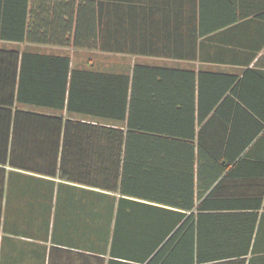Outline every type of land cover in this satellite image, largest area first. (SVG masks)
Returning <instances> with one entry per match:
<instances>
[{
    "label": "crops",
    "instance_id": "0c3cea01",
    "mask_svg": "<svg viewBox=\"0 0 264 264\" xmlns=\"http://www.w3.org/2000/svg\"><path fill=\"white\" fill-rule=\"evenodd\" d=\"M8 1L6 30L19 16L12 4L18 0ZM81 1L84 32L98 31L99 14L112 47L156 50L136 56L100 53V62L89 66L141 64L193 72L184 77L182 107L189 124L183 126L194 129L195 144L201 130L200 143L221 146L217 159H230L229 168L219 176L203 170L198 176L195 164L192 181L190 173L173 170L164 185L143 184L139 170L123 168V154L95 152L96 137L68 138L71 145L83 144L82 152L75 147L62 152V136L31 137L15 156L0 141V264H159L161 249L166 264H264V122L257 115L264 117V0H133L140 9L132 14L119 5L132 0H36L32 14L39 33L46 40L67 37L73 31L68 18L77 15ZM27 2L22 22L31 14ZM128 31L133 37H120ZM0 48L66 55L73 65L74 53L87 52L45 42L0 41ZM198 113L208 114L199 124ZM254 120L262 124L257 134ZM50 142L60 146L53 156L43 147ZM239 143H248L240 154ZM143 185L167 203L137 197ZM210 191L212 210H197ZM175 194H181L176 199L181 206L175 205ZM142 204L150 210L143 213ZM179 212L181 222L174 214ZM210 212L231 215L225 231L203 217ZM207 256L228 259L206 261Z\"/></svg>",
    "mask_w": 264,
    "mask_h": 264
},
{
    "label": "trees",
    "instance_id": "16d2710c",
    "mask_svg": "<svg viewBox=\"0 0 264 264\" xmlns=\"http://www.w3.org/2000/svg\"><path fill=\"white\" fill-rule=\"evenodd\" d=\"M26 1L12 2L16 9L18 6L19 16L14 20L13 27H8L6 30L5 12L9 10L10 3L8 0H0L2 13L0 41L32 44L45 42L72 47L77 51L113 55H153L156 51L134 47H112L110 37L102 34L103 30L108 29L102 26V18L99 14L98 31L84 32L85 20L81 16L82 1L78 5L77 15L68 18V24H71L73 31L66 34L67 37L65 34H62V37L55 35L56 40H46L45 34L39 33L37 16L32 14L35 13V7L32 5H36V0H28L31 14L28 21L24 22L23 19L22 22L21 9L24 5L23 9L27 13ZM125 3L119 5L121 10H126L128 14L140 9L133 0ZM114 5L113 10L118 8V4ZM98 9L99 12L100 6ZM86 21H89V18ZM127 21L130 26L133 25L132 17H128ZM120 37L127 39L133 37V34L128 31ZM187 75L194 76L193 72H185L178 68L141 64L114 67L110 70L102 69L98 65L89 66V63L74 66L70 57L66 55H45L32 51L0 48V141H4L5 148L9 144L13 148L10 153L15 156L16 150L21 147V142L31 137L62 136V152L72 147L78 152L83 151V144L71 145L68 143L70 141L68 138L96 137L98 141L94 146L95 152L123 154V168L139 170L143 184L154 180L164 185L171 179L169 174L173 170L190 173L192 181L195 164L198 176L202 170L208 172L207 176L210 174L219 176L222 171L229 168L230 163V159L224 162H219L217 159L216 150L221 146L200 143L201 130L198 132L195 144L194 129L189 130L183 126L189 124V114L184 112L182 107L184 92L188 89L185 80ZM44 110L55 112L60 116H45L38 113ZM207 115V113H198L197 123L205 120ZM257 115L264 122V117L261 114ZM75 119L90 120L97 124H84ZM255 126L254 134H257L261 131L262 124L255 121ZM244 144H238L237 153L246 151L248 143ZM43 147L48 148V152L53 156L58 153L60 146L50 142ZM201 156L204 157V162L201 161ZM49 174L53 175L51 171ZM213 193L212 191L208 193L205 205H199L197 210H212L213 201L208 199ZM135 195L144 201L153 199L167 203L164 197L150 196L148 185H143L142 193ZM181 198V194L174 195L175 205H182L176 201ZM142 209L143 213L148 212L150 206L142 204ZM191 210L187 208L184 211L191 212ZM174 214L178 218L177 221L181 222L183 214L180 212ZM203 217L208 218L215 225L216 230L224 231L231 220L228 212H210ZM186 218H192V213ZM182 228L181 223L175 235H178ZM165 252L166 249L158 252L156 257L159 259V264H166L163 258ZM227 257L207 256L206 261L228 259ZM161 258H163L162 262Z\"/></svg>",
    "mask_w": 264,
    "mask_h": 264
},
{
    "label": "rangeland",
    "instance_id": "374dc122",
    "mask_svg": "<svg viewBox=\"0 0 264 264\" xmlns=\"http://www.w3.org/2000/svg\"><path fill=\"white\" fill-rule=\"evenodd\" d=\"M73 55H74L73 56V59L75 60L74 62H76L74 64V66L75 65H87V63L88 62H91L92 60L94 62H97V61L100 62V60L102 59V55L100 53H97L95 55H92L91 54V51H87V52H76Z\"/></svg>",
    "mask_w": 264,
    "mask_h": 264
}]
</instances>
